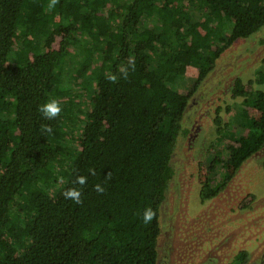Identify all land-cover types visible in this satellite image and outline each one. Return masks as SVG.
I'll return each mask as SVG.
<instances>
[{
    "label": "trees",
    "instance_id": "16d2710c",
    "mask_svg": "<svg viewBox=\"0 0 264 264\" xmlns=\"http://www.w3.org/2000/svg\"><path fill=\"white\" fill-rule=\"evenodd\" d=\"M50 2L0 0V264H157L189 102L221 53L264 27V0ZM75 52L70 76L84 93L62 79ZM254 83L264 69L232 83L237 123L215 108L202 200L264 147V91ZM52 99L62 111L48 120L39 108ZM219 164L223 181L213 184L208 169ZM73 187L79 204L64 196Z\"/></svg>",
    "mask_w": 264,
    "mask_h": 264
},
{
    "label": "rangeland",
    "instance_id": "374dc122",
    "mask_svg": "<svg viewBox=\"0 0 264 264\" xmlns=\"http://www.w3.org/2000/svg\"><path fill=\"white\" fill-rule=\"evenodd\" d=\"M68 56L62 79L70 91L75 87L84 93L83 84H73L70 76L80 57L76 52ZM259 69H264V27L227 47L189 102L183 121L186 133L172 154L174 173L161 206L158 264H241L235 257L242 251L248 252L249 264H264V147L207 200L201 199L198 175L199 168L211 165L207 148L216 136L215 108L220 107L222 119L237 123L232 83L236 77L254 79ZM254 87L264 91V83ZM220 169V164L208 169L213 184L223 181Z\"/></svg>",
    "mask_w": 264,
    "mask_h": 264
},
{
    "label": "clouds",
    "instance_id": "9594fccd",
    "mask_svg": "<svg viewBox=\"0 0 264 264\" xmlns=\"http://www.w3.org/2000/svg\"><path fill=\"white\" fill-rule=\"evenodd\" d=\"M56 3H57V0H51V2L48 5L49 9L54 8ZM129 63L131 65V64H134L135 62L134 60H130ZM122 74L126 77L127 70L126 69L122 70ZM109 79L115 81L116 77L110 76ZM39 111L48 120H52L53 118L57 117L61 113L62 108H61L60 103L57 100L52 99L49 102L42 104L39 108ZM42 127L44 131H48V132L51 131V128H49L47 125H44ZM86 179L87 178L85 176H77L74 183L79 184V185H84L86 183ZM94 187L97 193L102 194L105 191L104 187H102L100 184H96ZM64 196L66 199H70L77 204L82 202L80 188H75V187L69 188L67 191L64 192ZM153 217H154L153 210L151 208H146L142 213L143 224L144 225L150 224L151 221L153 220Z\"/></svg>",
    "mask_w": 264,
    "mask_h": 264
},
{
    "label": "flooded vegetation",
    "instance_id": "af4514ba",
    "mask_svg": "<svg viewBox=\"0 0 264 264\" xmlns=\"http://www.w3.org/2000/svg\"><path fill=\"white\" fill-rule=\"evenodd\" d=\"M249 259H250V257L248 256V252L247 251H245V255H243V258L241 259V260H239V262L241 263V264H249ZM263 262H264V260H263ZM261 263V262H260ZM259 262H258V264H260ZM158 264V263H157ZM250 264H251V262H250ZM261 264H263V263H261Z\"/></svg>",
    "mask_w": 264,
    "mask_h": 264
}]
</instances>
